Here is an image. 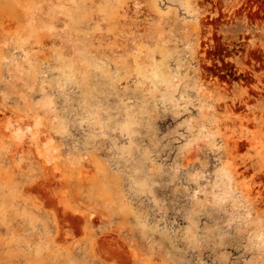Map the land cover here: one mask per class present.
<instances>
[{
  "label": "rangeland",
  "instance_id": "rangeland-1",
  "mask_svg": "<svg viewBox=\"0 0 264 264\" xmlns=\"http://www.w3.org/2000/svg\"><path fill=\"white\" fill-rule=\"evenodd\" d=\"M0 264H264V0H0Z\"/></svg>",
  "mask_w": 264,
  "mask_h": 264
}]
</instances>
